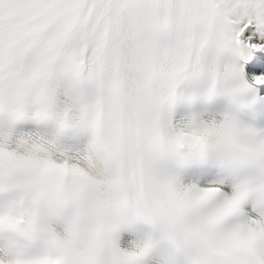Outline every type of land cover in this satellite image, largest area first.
Listing matches in <instances>:
<instances>
[{
	"label": "snow or ice",
	"instance_id": "1",
	"mask_svg": "<svg viewBox=\"0 0 264 264\" xmlns=\"http://www.w3.org/2000/svg\"><path fill=\"white\" fill-rule=\"evenodd\" d=\"M0 264H264V0H0Z\"/></svg>",
	"mask_w": 264,
	"mask_h": 264
}]
</instances>
